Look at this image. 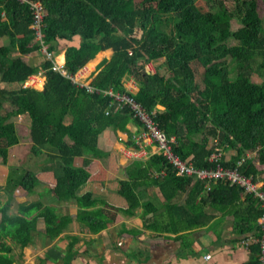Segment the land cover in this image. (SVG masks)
Listing matches in <instances>:
<instances>
[{
	"label": "trees",
	"instance_id": "obj_1",
	"mask_svg": "<svg viewBox=\"0 0 264 264\" xmlns=\"http://www.w3.org/2000/svg\"><path fill=\"white\" fill-rule=\"evenodd\" d=\"M42 1L46 8L44 46L54 58L44 57L36 65L26 58L45 53L30 27L29 7L17 0H0V39L6 37L11 46L0 49V84H6L0 86V164L7 165L9 149L20 144L15 120L23 119L30 139L29 153L45 157L43 169L53 173L56 184L44 186L37 200L22 203L14 201L16 188L31 196L42 185L31 170L23 169L20 177L14 172L0 185V198H6L0 200V264H11L12 245L28 247L37 236L54 240L71 222L56 206L46 203L48 193L54 195L55 204L74 202L77 220L89 233L105 229L112 221L109 212L91 213L92 194L72 193L64 169L73 167L74 161L87 153H97L98 138L105 129L124 130L129 122L140 126L128 107L105 114L107 97L88 92L54 70L55 50L61 40L82 38L79 47L66 49L64 68L71 76L98 53L113 50L90 85L128 93L124 79L131 77L138 91L128 95L152 113L167 137L175 139L173 152L180 159L197 168L214 167L208 160L213 152L208 144L215 141L224 167L236 169L244 159L240 171L260 181L264 172L257 166L264 165V0H214L215 10H208L198 0H144L143 7L133 11L126 9L129 0ZM173 13L177 22L169 31L163 16ZM229 38L237 43L230 45ZM15 52L22 57L14 59ZM148 64L154 68L165 65L167 72L151 73L146 69ZM38 75L46 78L42 90L24 87ZM254 76L263 82L258 84ZM247 140L255 150L251 157L247 156ZM90 162L84 157L81 168ZM127 176L119 181L117 191L128 203V209L121 210L126 215H134L141 197L136 191L149 182L159 187L166 200L185 192L183 205L168 207V225L161 227L155 222L146 229L178 235L203 227L212 220L205 213L210 207L231 216L238 233H253L250 248L259 264L258 240L263 233L258 220L264 210L239 187L180 177L158 154L134 160ZM244 204H248L246 209ZM39 219L44 222L41 232L37 229ZM65 258L61 264H67ZM46 261L40 259L38 264Z\"/></svg>",
	"mask_w": 264,
	"mask_h": 264
},
{
	"label": "crops",
	"instance_id": "obj_2",
	"mask_svg": "<svg viewBox=\"0 0 264 264\" xmlns=\"http://www.w3.org/2000/svg\"><path fill=\"white\" fill-rule=\"evenodd\" d=\"M4 42H8L6 37L0 39V43ZM81 43L82 38L79 36L70 41L61 40L55 50L56 62L64 65L66 49L71 46L79 47ZM112 55L113 50L111 49L98 53L76 74V77L82 82L90 84L104 62L110 60ZM43 60L44 57L41 56L33 61L30 60V62L39 65ZM41 77L45 82L46 78L43 75H38L31 77L27 85L37 89L36 84L39 80L42 81ZM124 89L131 94L138 91V87L131 77L124 79ZM140 129L141 127L134 122H129L124 130L105 129L98 138L99 151L84 155L91 160L88 167L81 168L84 158L82 157L74 161L73 167L64 169V175L71 192L78 195L90 192L94 198L90 202V212L107 211L112 217V221L102 231L95 234L89 233L77 220L78 207L74 202L55 204L54 195L46 194V203L56 206L57 211L69 217L71 222L58 238L51 241L46 239L45 242H42L45 253L31 254L34 259L37 258L35 264L45 258H47L46 264H61L64 257H66L67 264H258V256H254L250 248L255 240L251 236L253 233H249V235L238 233L234 228L231 216L225 217L210 207L206 208L205 213L206 216H212V220L207 221L203 227L182 231L178 235L170 231L157 233L145 228L154 225L155 222L161 227L168 225L170 223L168 207L183 205L186 198L185 192H180L177 196L166 200L161 195L159 187L153 182H149L136 191L141 197L139 206L134 210V215H126L121 212V210L128 209V203L117 193L119 181L127 179L129 166L134 160H147L149 156L156 154L153 144L146 145L139 157L131 154L130 150L134 146L128 147L127 144L134 143V137L140 132ZM28 142L30 143L29 137ZM254 154L255 152L251 155L247 153V156L251 157ZM34 159L37 163L31 172L35 174L42 185L38 186L31 196H26L25 193L19 197L14 196L16 203L35 201L38 199V193L43 192L44 186L53 187L56 184L53 173L43 169L45 162L38 164L41 156L34 157ZM257 166L264 170V165L258 164ZM149 172L153 176H158L154 169H150ZM161 172L164 174V171ZM260 182L264 184V172L260 176ZM4 184L5 182H0V185ZM244 195L242 196L243 200H245ZM0 199L6 200V198ZM13 204L12 210L15 211V203ZM243 207L246 209L248 204H244ZM256 207L259 208L258 204ZM201 219L203 221L205 218ZM37 229L40 232L43 231L44 222L42 219L38 220ZM37 238L28 248L31 247L33 250L34 245L38 241L40 242ZM207 256H211V258L207 259Z\"/></svg>",
	"mask_w": 264,
	"mask_h": 264
},
{
	"label": "built area",
	"instance_id": "obj_3",
	"mask_svg": "<svg viewBox=\"0 0 264 264\" xmlns=\"http://www.w3.org/2000/svg\"><path fill=\"white\" fill-rule=\"evenodd\" d=\"M18 2L25 4L29 7L32 13L31 29L35 34V39L43 45L42 52L49 59L54 58V54L50 53L47 46H44L43 29L45 26L46 8L45 3L42 0H17ZM146 69L153 73L155 70L151 64L146 66ZM54 70L58 71L74 84L83 86L90 93L102 94L109 99L108 106L105 114H109L110 110H121L124 107H128L133 118H135L140 124V132L134 137V148L130 150L131 154L135 157H139L142 154L143 148L148 144L155 146V153L162 155L172 168L176 170V174L180 177H197L200 180L207 181H223L226 185L233 187L237 186L244 191L245 195L251 196L257 200L259 208L264 210V184L260 181H256L253 176H248L240 171L239 167L245 162L243 159L239 163V167L236 169L226 168L222 164V152L220 148L216 146L215 141H211L208 144V148L213 152L209 156V161L214 165L212 168H197L192 163H186L173 152L175 146V139L173 137H167L162 132L152 117V113H147L140 104L137 103L128 93L114 92L111 89L100 90L92 87L89 83H78V78L71 76L67 73L64 65L54 62ZM27 83L24 87H28ZM262 230V237L259 240L261 246L260 264H264V213L258 221ZM252 239V238H251ZM249 245V242H247ZM246 245V246H248ZM210 259L211 256H207Z\"/></svg>",
	"mask_w": 264,
	"mask_h": 264
},
{
	"label": "rangeland",
	"instance_id": "obj_4",
	"mask_svg": "<svg viewBox=\"0 0 264 264\" xmlns=\"http://www.w3.org/2000/svg\"><path fill=\"white\" fill-rule=\"evenodd\" d=\"M198 2L201 3L203 6H205L208 10H215L217 8L214 0H198ZM143 3H144V0H129L126 9L129 11H133V10L142 8ZM261 13L263 14V17H264V2L261 3ZM163 18L166 21L165 28L170 31V29L177 22V14L173 13L170 15H165V16H163ZM228 43L230 45H233L237 42L235 40H233L232 38H229ZM10 47L11 46H10L9 39H8V42L0 43V49L1 50L8 49ZM41 56H39V57H41ZM18 57H22V55L19 54L18 52H15L13 54V58L16 59ZM43 57H46V56L44 55ZM35 58H37V57H28L26 59L29 61L30 60L33 61V59H35ZM153 69L159 71L160 73H164V74L167 72L165 65H159L156 68L153 67ZM253 79L258 84H261L263 82L262 79L258 78L257 76H254ZM43 82H44V78H42V81L41 80L38 81V83L36 84L37 90H42ZM81 82H82L81 80H78V83H81ZM0 86L5 87L6 84L1 83ZM28 87H30V86H28ZM31 88H33V87H31ZM15 123H16L17 131L20 134L22 139H21L20 145L13 146L9 149V162L7 163V165L0 168V182L1 183L5 182V184L7 182L8 175H13V173L15 172V175L17 177H20L19 173H24L23 169L31 170L32 168H35L36 163H37V161H36V159H34L33 155H31L29 153L30 143L28 142L29 135H28V128H27L26 122L23 119L21 121L19 119H16ZM246 144H247L248 153L250 155L253 154L255 150L252 148V143L247 140ZM43 158L45 159L44 156H41V159H39V161H38L39 165L42 162H44V161H42ZM0 166H2V165L0 164ZM11 169H15V170H11ZM5 175H7V176L5 177ZM14 191H15L14 196L19 197V196H21V194L22 195L24 194V192L21 190V188H16ZM12 208H14V204H12ZM13 211H14V209L12 210V212ZM37 239H39L40 242L36 241L37 244L34 245L35 247H33V250H31V247L22 248L18 245H12V252L10 254L11 264H35V260L37 258L34 259V257L31 256V254H33V253H42V254L45 253L44 248L42 246V242H45V240L41 237H38Z\"/></svg>",
	"mask_w": 264,
	"mask_h": 264
}]
</instances>
